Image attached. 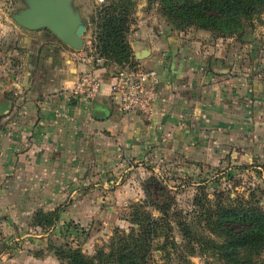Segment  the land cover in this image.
Instances as JSON below:
<instances>
[{"label": "crops", "instance_id": "1", "mask_svg": "<svg viewBox=\"0 0 264 264\" xmlns=\"http://www.w3.org/2000/svg\"><path fill=\"white\" fill-rule=\"evenodd\" d=\"M81 16L85 39L94 32L89 16ZM131 37L135 62L159 77L148 119L122 114L112 102L115 65L95 70L101 83L96 99L75 98L72 90L84 68L49 32H19L9 52H0L2 237L12 222L38 209L52 212L67 199L73 205L60 212L58 222L86 218L87 212H75L76 203H83L75 201L78 188L102 187L109 175L123 170L125 160L202 156L210 140L230 147L232 164L264 161V66L231 74L218 69L214 58L208 62L194 41L173 35ZM96 107L107 110L105 119L93 118Z\"/></svg>", "mask_w": 264, "mask_h": 264}, {"label": "rangeland", "instance_id": "2", "mask_svg": "<svg viewBox=\"0 0 264 264\" xmlns=\"http://www.w3.org/2000/svg\"><path fill=\"white\" fill-rule=\"evenodd\" d=\"M185 1L202 0H105L104 6L96 5L94 0H72L80 16L81 13L89 16V23L101 8L110 6L115 13L125 10L129 19L128 42L133 34L173 35L196 42L198 49L207 54L208 62L214 58L218 69H229L231 74L239 69L264 66V13L253 15L242 23L239 32L229 36L177 19L171 9ZM27 4L28 0H0L1 53H8L12 37L25 30L15 23L13 15ZM140 41L146 45V40ZM211 144L214 143L207 140L208 146L201 148L203 154L197 157L148 155L125 160L123 170L109 175V182L102 187L78 188L75 201L80 199L83 203H76L75 212L76 215L77 211L87 212L86 218L66 217L63 222L57 219L53 226L39 227L33 222L35 211L32 217L12 222L11 231L4 237L0 235V264H66L55 255L54 248L59 247L78 249L88 258L99 250L108 253L117 235L135 232L136 219L143 214L153 219L161 217V208L166 209L167 217L153 242L154 263L225 264L210 249L223 241L211 234L215 231L214 213L218 206L234 204L264 211V161L256 158L232 164L230 147ZM72 205L73 201L69 203L67 199L52 212L38 210L59 216ZM209 214H213L212 221L206 219ZM179 224L190 225L202 245L192 246L184 240ZM165 239L167 251L162 259L160 248ZM249 257L251 264H264V252Z\"/></svg>", "mask_w": 264, "mask_h": 264}, {"label": "trees", "instance_id": "3", "mask_svg": "<svg viewBox=\"0 0 264 264\" xmlns=\"http://www.w3.org/2000/svg\"><path fill=\"white\" fill-rule=\"evenodd\" d=\"M171 10L186 25H196L201 29L215 30L230 36L239 32L242 23L250 20L253 15L264 13V0L185 1L180 7L175 6ZM90 23L97 52L105 59V66L123 67L136 63L126 40L129 19L125 10L115 13L110 6L101 8ZM161 212V217L157 219L148 214L136 219L138 229L128 235H117L116 243L108 253L99 250L94 257L88 258L78 249L59 247L54 248L55 255L66 264H157L153 260V242L158 237L157 230L161 222L167 217L165 208H161ZM214 215L215 231L211 234L223 241L219 245H211L210 249L216 251L225 264H251L249 256L258 257L264 252V211L260 208H245L241 204L221 205ZM212 216L206 219L212 221ZM57 219L55 212L44 213L38 210L33 215V222L39 227L51 226ZM179 230L182 238L192 246L202 245L200 238L191 232L190 225L179 224ZM160 250L161 258L164 259L166 239Z\"/></svg>", "mask_w": 264, "mask_h": 264}, {"label": "built area", "instance_id": "4", "mask_svg": "<svg viewBox=\"0 0 264 264\" xmlns=\"http://www.w3.org/2000/svg\"><path fill=\"white\" fill-rule=\"evenodd\" d=\"M96 5H102L105 0H94ZM74 60L83 66L72 95L90 102L100 94L101 83L95 76V70L105 66V59L99 56L96 49L95 36L84 39L81 50H72ZM158 75L151 69H145L138 64L115 66L110 85V97L122 114L137 113L148 119L158 98Z\"/></svg>", "mask_w": 264, "mask_h": 264}, {"label": "water", "instance_id": "5", "mask_svg": "<svg viewBox=\"0 0 264 264\" xmlns=\"http://www.w3.org/2000/svg\"><path fill=\"white\" fill-rule=\"evenodd\" d=\"M13 20L27 31H48L72 50L83 48L86 27L72 0H28L27 7L13 15ZM141 58L143 55L139 53L136 59ZM92 116L103 120L107 117V110L96 107Z\"/></svg>", "mask_w": 264, "mask_h": 264}]
</instances>
